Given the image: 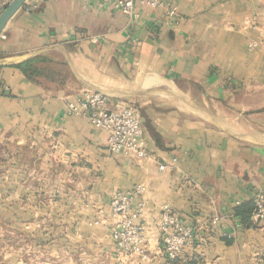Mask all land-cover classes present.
<instances>
[{"label":"crops","instance_id":"0c3cea01","mask_svg":"<svg viewBox=\"0 0 264 264\" xmlns=\"http://www.w3.org/2000/svg\"><path fill=\"white\" fill-rule=\"evenodd\" d=\"M164 2L138 0L130 16L102 0H43L1 32L0 57L51 64L33 78L0 66V264H264V221L252 218L264 141L225 127L264 87V48L249 47L264 0ZM84 90L134 109L147 158L111 152L106 130L68 112ZM138 183L147 259L111 236L113 195ZM165 204L197 234L177 259L163 250Z\"/></svg>","mask_w":264,"mask_h":264},{"label":"built area","instance_id":"2783aa9c","mask_svg":"<svg viewBox=\"0 0 264 264\" xmlns=\"http://www.w3.org/2000/svg\"><path fill=\"white\" fill-rule=\"evenodd\" d=\"M14 0H0L2 10H5ZM43 0H27L28 10H34ZM138 0H102L111 4L123 13L136 16V2ZM152 7H162L164 0H140ZM28 3V4H27ZM177 8L171 6L169 14L175 15ZM2 37L5 35L0 34ZM251 49L264 48V32L260 40L253 39L249 42ZM107 96L94 90H84L75 99L67 103L70 114L86 116L91 125L108 132V148L111 152L122 154L138 160L149 156L147 139L142 123L130 106L120 109H110L107 105ZM160 170L166 168L165 164L159 166ZM147 191V185L138 183L133 188L125 191H117L111 199V209L117 217V225L113 228L111 236L119 251L126 255H136L141 259H147L145 248V223L140 221L144 212L142 197ZM139 199V200H138ZM138 200V201H137ZM252 218L256 221H264V195L260 194L255 200V209ZM219 217L212 220L218 223ZM163 250L169 259H177L186 247L195 243L197 234L194 227L184 223L169 204L162 208L159 224Z\"/></svg>","mask_w":264,"mask_h":264},{"label":"rangeland","instance_id":"374dc122","mask_svg":"<svg viewBox=\"0 0 264 264\" xmlns=\"http://www.w3.org/2000/svg\"><path fill=\"white\" fill-rule=\"evenodd\" d=\"M243 101L245 103L243 110L242 108L229 109L225 127L240 133L241 130L248 131L253 134L249 138L264 141V87L256 88L245 94Z\"/></svg>","mask_w":264,"mask_h":264},{"label":"water","instance_id":"95a60500","mask_svg":"<svg viewBox=\"0 0 264 264\" xmlns=\"http://www.w3.org/2000/svg\"><path fill=\"white\" fill-rule=\"evenodd\" d=\"M27 0H14L3 12L0 14V34L4 30L9 20L25 6ZM22 60L16 57H0V66L14 65Z\"/></svg>","mask_w":264,"mask_h":264},{"label":"trees","instance_id":"16d2710c","mask_svg":"<svg viewBox=\"0 0 264 264\" xmlns=\"http://www.w3.org/2000/svg\"><path fill=\"white\" fill-rule=\"evenodd\" d=\"M50 59L45 56H35L23 62L16 64V66L22 68L25 74L29 78L42 75V70L44 66L50 65ZM252 213V212H251ZM251 213L245 216V218L251 219Z\"/></svg>","mask_w":264,"mask_h":264}]
</instances>
